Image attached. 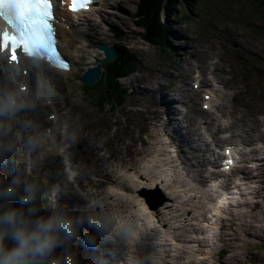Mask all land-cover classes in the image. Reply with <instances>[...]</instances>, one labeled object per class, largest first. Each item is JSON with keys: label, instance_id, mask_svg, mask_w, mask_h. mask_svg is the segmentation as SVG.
<instances>
[{"label": "rangeland", "instance_id": "obj_1", "mask_svg": "<svg viewBox=\"0 0 264 264\" xmlns=\"http://www.w3.org/2000/svg\"><path fill=\"white\" fill-rule=\"evenodd\" d=\"M108 2L112 4L108 5L111 6L110 8L107 7ZM137 2L138 0H103L96 11L87 15V21L83 26L78 27L83 35L72 31L66 33L69 39H64V48L60 49L64 56L74 63V70L67 74L52 72L56 82L55 95L57 97L52 99L47 110L37 105L34 111L24 116L25 120L38 126V134L40 132L43 134L44 127L50 125L45 118L53 115L54 111L58 114L53 128H56V134L58 131L61 134L60 136L57 134L58 142L54 140L51 145L56 149H52V154L48 153L47 161L42 160L41 154L47 152L48 143L45 139H41L34 152L28 155L20 153L21 158L30 157L35 163V176L40 168L51 171L50 176L42 174L38 177L48 187L56 180L66 184V186H61V203L70 206L79 205V196L85 203L91 201L98 204L101 201L105 203L109 201L108 206H102L109 208L111 206L109 203H111L113 207L109 211L114 217L127 220H131L132 212L139 216L143 214L136 201L139 199L144 204L143 199L138 196L139 188L134 190L133 185L147 186L149 181L142 176L147 171L138 169V167L142 168L141 161L146 158V155L149 158L147 168L151 169L150 162L153 163V160L157 159L149 156L150 152L156 149L151 145L150 138V134L158 133V128L153 125L154 119L156 123L159 122L155 114H151L155 107L150 106L149 103L155 104L156 99L144 95L145 91L152 94L153 91H157L160 84L163 85L162 93L177 99L178 108L185 111L189 118L195 120L197 127H201L204 120L198 117L196 111L203 113L201 110L203 94L207 93L204 86L209 88L212 84V89L216 90L220 99L211 102L214 108H211L209 114L212 113L218 117V122L223 128L229 127L230 115H234L238 119L234 121L233 128L236 134H240L244 129H250L252 118L261 124L252 128L250 134L257 136L260 132L264 133V124H262L264 121V35L256 27L262 26L260 23L264 18L260 17L253 0H185V3L176 8L178 15H180L179 11H182L180 21H177L172 14L164 17V22L169 28L168 33L172 32L171 42L167 46L174 49L176 59L168 58L167 48L163 49L156 44L136 38V35L142 32L133 24ZM117 5L121 8L119 9ZM110 27L120 28L127 33L128 40L123 41L122 44L129 48L138 63L135 73L119 81L120 85L127 89L124 103L113 109H110V104H105L102 110H99L85 96L86 93L94 96L96 94L85 88L88 85L80 81L78 72L89 67L95 68L99 65V60L98 62L96 60L101 56L102 59L105 58L103 52L94 47L95 44L99 43V45L103 44L108 47L115 44ZM87 39L90 40V45L86 42ZM6 70V73L9 72V69L6 68ZM198 70L202 71L206 80L204 79V85L202 83L203 87L194 91L193 86ZM40 105L45 106L43 103ZM155 110L160 113L163 111L162 107H156ZM259 114H263V117L258 118ZM61 123H63L62 127ZM180 124L188 137L197 139L200 136L196 127L189 126L190 123L185 124L181 120ZM73 133L77 134L74 141L71 140ZM114 138L118 141L123 140L125 143L116 146L111 143ZM210 141L209 138L207 142ZM261 144L263 142L256 143L255 147L258 148ZM162 145L165 146V143ZM199 146L203 147L202 143ZM62 147L67 148L68 159L74 165L77 174L73 182H68L62 174L63 156L57 155V150ZM222 148L223 145L220 149ZM156 155L159 157L158 154ZM166 164L169 167L172 165ZM163 165L162 163L157 164L158 168ZM6 171V167L3 168L4 174ZM153 173L160 176L159 171H153ZM258 174L261 179L259 183L255 181L253 185L260 187L259 189L263 191L261 194L264 196V165L258 168ZM232 176H236V173ZM175 177L171 171H167L166 175H161L163 179H175ZM230 179L233 180V178ZM114 181L116 183H113ZM125 184L129 187L130 193L124 190L123 185ZM67 191H71L72 195H68ZM111 196L115 197L111 198ZM121 200L123 202L114 207L115 202ZM254 200L260 205L258 208L240 209L235 213V217H229L231 219L229 222L222 223L224 228L221 230L219 240L222 238L224 241L232 240V242L226 246L224 241L220 243L218 240L211 258L205 264H264V198L256 196L253 202ZM126 202L132 206L131 214L122 213L129 208ZM214 203L203 198H195L193 214L201 216L209 211L213 212ZM122 205L126 206L119 207ZM202 205L206 207L205 211H202ZM176 209V206H173L171 210L174 217L180 215L178 212V214L173 213ZM241 210L246 214L251 211L252 213L250 216L243 214L239 217L237 215L238 213L242 215ZM153 215L154 217H150L144 213L142 216L144 235L150 233L161 238L162 241V237L169 239L175 234H187L181 229L174 231L169 226L163 228V225L158 224L155 219V216L160 219L159 214L154 212ZM165 217L163 218L166 219ZM237 219H241L242 222ZM172 220L178 221V219L177 221ZM198 222L202 226L205 225L202 221ZM249 225H252V231L256 232L259 238H250L245 235ZM117 228L112 231L117 233L115 241L112 240L111 234L103 237L113 245L111 248L117 256L108 253L113 259L122 261V264H137L130 261L132 255L136 257L139 264H157L158 261H161V264H190L186 253L181 256V260L174 259L172 252H166L160 260L155 259L159 256L153 259L151 258L153 255L163 253L158 245L161 241H145L144 238L139 247H134L137 242L130 239L131 235L127 227L117 225ZM97 238L100 237L97 236ZM229 247H232L233 252ZM218 249L222 251L219 258L216 255ZM78 260L79 264H103L95 258L88 247L78 252Z\"/></svg>", "mask_w": 264, "mask_h": 264}, {"label": "clouds", "instance_id": "obj_2", "mask_svg": "<svg viewBox=\"0 0 264 264\" xmlns=\"http://www.w3.org/2000/svg\"><path fill=\"white\" fill-rule=\"evenodd\" d=\"M51 73L42 60L27 58L23 67L0 76V168H10L8 175L0 172V264H79L77 241L92 246V233L118 229L113 213L100 204L86 201L70 209L61 203L62 193L34 175L30 157L20 156L41 141L38 126L24 116L55 95ZM55 129H44L43 136L54 137Z\"/></svg>", "mask_w": 264, "mask_h": 264}, {"label": "bare ground", "instance_id": "obj_3", "mask_svg": "<svg viewBox=\"0 0 264 264\" xmlns=\"http://www.w3.org/2000/svg\"><path fill=\"white\" fill-rule=\"evenodd\" d=\"M108 5H112V4H110L108 2L107 6ZM117 6H118L119 9L121 8L120 5H117ZM62 27H63V23H61L58 26V32H59L58 33L59 34L58 46H59V49L60 48H64V44H63L64 43V38L65 39L66 38L69 39V37L67 35L63 34L62 31L60 30ZM60 51H61V49H60ZM1 58H3V56H0V60H1ZM200 83H203V85H204V78H201ZM208 91L209 92H212L210 90H208ZM143 94L146 95V96L155 98L156 99V103L158 105H164L165 102H166L165 95H162V94H158L157 95V94H155L154 91L152 92V94H149L146 91ZM151 112H152L151 113L152 115L155 114V110H153ZM163 113L167 116V120L164 123H160L159 122L160 123V125H159L160 130H159V132H162L165 129V127L170 123V120H173L174 118L177 119V123L179 125H180L181 120H182L185 124L186 123H190L189 126H194L195 127V123H194V120L192 118H189L188 116H183V118L181 119L179 117L180 113L178 111H175L173 113H170L169 111H164ZM196 114L198 116L203 117L204 119H206L204 131L207 132L210 136H213L212 143L215 145V147H219V145H221L222 143H224V141L221 140L218 137V134L222 132L223 128H221V126L219 125V123L211 116V114L206 113V112L205 113H201V112H198V111H196ZM180 131H182V128L181 127H180ZM180 131L177 130V129H175V128H172L169 133L173 134L174 136H176L178 138L179 144H181V145L188 144V141L182 135L179 134ZM245 133H246L247 139H241L240 143H241V145H243L245 147H248L249 148V151H248L247 154H244L243 155L244 165L245 166H244L243 169H241L238 172V175L241 176V179L239 180V182L235 183L231 179H228L227 178L226 180H224V184H223V189L224 190H229L230 188H232V189H236V192H237V193H235V194H237L235 196V198L232 196L233 194H227L229 198H225L226 200H229V202H227V208L230 211H232V212L234 210H239L240 211V209H250L252 207L253 208L254 207L255 208L257 207L258 208L260 205L258 204V202H255V200L253 202V199L256 196H259V197L261 196V197L264 198V196L261 194V192H263V191H261V189H259L260 187L257 188V187H254L255 185H253L255 183V181L257 182V175L258 174L256 176H254V175L251 176V173L252 172H256L258 170V168L256 167V168H254V170H251V171H247L246 170V166L249 164L250 161H253L257 156H261V157L264 156V150L261 151L260 149H257L256 147H254V145H255V143L257 141H263L264 140V136L263 135H260L256 139V138H253L252 136H248V133L247 132H245ZM161 136L162 137L163 136L169 137V135H167L166 132L158 133V134H155V135L151 134V136H150V138L152 140L151 145L154 146L156 149L154 151H151L150 152V155H149L150 157H153L154 156L155 158H158L157 155L155 156V154H158L159 156H161V153L160 152H162V155H164L165 154L164 149H167L169 147V144H167V143H165V146L162 145V144H164V142H163L162 139H160ZM153 138H155V140H153ZM232 141L235 142L234 139ZM262 148L264 149V144H263V147ZM193 152H198L200 154L199 155L200 161L198 163L201 165V168L200 169L194 168V170L191 172V174H188V175L186 174L185 176L190 181V183L192 182L194 184V186L196 187V189H198L196 193H197V196L200 199L201 198H204L205 200L209 199V200L213 201L212 194L217 193V192L216 191L211 192L209 190H206V187L210 184V182H211V180H212V178H213L214 175L212 173L205 174V172H206L205 169H206V167H209V166L215 167L217 165V160L219 159V156L218 155L215 156L216 153H213L212 151H210L209 145L207 143H204V147H202V148H200V147L197 146ZM132 154L134 155L135 153H132ZM180 154H181V156H185L186 153L181 150L179 152V154H177V160H176V162L181 166V169H178L175 172V174H176L177 177H179L180 174H183L182 171H188V167L187 166H184V163L185 162L180 157ZM205 154H208L209 156L208 157H204ZM154 157H153V159H154ZM185 159L188 160V158H186V157H185ZM159 163H161V162H158V161L154 162V160H153V163H152V161H151L150 164H149V167H151V169L148 168L147 173H145L146 175L144 174L146 177H148V179L150 181V183L147 185V188H153L155 185L158 184L157 181H156L157 179L153 175V173L151 172V170L158 169L157 164H159ZM166 163L172 164V166H173L174 161L169 160ZM254 166H256V165H254ZM133 187L134 188H141L140 186H137V185H133ZM163 188L165 190H167L164 193V196L165 197L166 196H170L171 194H170L169 188H172L171 185L166 184V185L163 186ZM131 189H133V188H131ZM125 190L128 191L129 189L125 188ZM189 191L190 192L193 191L191 189V187H190V190ZM187 194L190 195L191 193H187ZM176 195L177 194H175L173 197H175ZM198 197H195L192 194V197L190 199L186 200L184 203H180L179 205H177V204L173 205V206H176V208H177L176 211H174L173 213H177V212L180 213V215H178L177 217H174L173 214H172V212L166 214L162 210L156 211L155 213L156 214H159L158 216H159L160 219H158V218H156V219L163 226H166L168 224L169 220L172 221V219H175V220L178 219V221L177 220L176 221L180 223L179 224L180 227H183V228L185 227V228H187L189 230H192V231L188 232V233L193 234L192 235L193 237H192L191 241H193L194 243H196L198 245V250H200L203 247L200 245V242L195 238V236H201V234H202L201 226L200 225H196V224L193 223V222H197L198 221V218L195 215H190V212L187 211L189 205L191 204L192 199H195V198H198ZM131 198H132V196H131ZM129 199H130V197H129ZM122 202H123V200H121L120 202H115L114 207H117ZM117 203H119V204H117ZM101 205L108 206V204H105L104 202H101ZM109 206H110V204H109ZM125 206L126 205H122V206H119V207L124 208ZM161 209H164V206ZM214 210L216 211L215 214L218 215V216H222V214H224L222 211H220V208L218 206L215 207ZM141 211H142V209H141ZM244 212L245 211H242L241 210L242 215H239V213H238L237 216H239V217L240 216H243V214H246ZM251 213H252V211L249 212V214H246V215L247 216H250ZM164 216H166L167 218L165 217L166 219H164L163 218ZM201 217L203 218L202 222H205L206 221L205 216H201ZM257 217H259V216H257ZM209 219L213 220V224H216L217 219H214L213 216H210ZM136 221L138 222V225L141 224V220L140 219H137ZM237 221L240 222L241 219H237ZM239 222H238V224H239ZM206 224L207 225H205V227H207V226H213V224H210V223H206ZM140 226L142 227V225H140ZM245 235L249 236L250 238H253V237L259 238L258 236H256L257 235L256 232H253L252 231V225L247 226L246 231H245ZM219 241H220V243H223L224 240L221 238ZM203 242L204 243H207V241H205V240H203ZM224 242H225L226 246H228L232 242V240H227V241H224ZM188 246L189 245L187 243L180 244V246L178 248V252H177V254L174 257H178L181 260V256L186 253V248ZM229 248L232 251V247H229ZM206 251L207 252L205 254H203V255L201 254L197 258V260H191L190 261V264H201V261H200L201 259H203V260H205V259L206 260H209L211 258V252L208 251V250H206ZM164 252L166 253V251H164ZM173 252L176 253L175 250ZM186 254H188V257L187 258H188V262H189V258L191 257V252L190 253H186ZM130 261L132 263H134V262L138 263V260L133 255L130 256ZM160 262L158 261L157 264H161Z\"/></svg>", "mask_w": 264, "mask_h": 264}, {"label": "trees", "instance_id": "obj_4", "mask_svg": "<svg viewBox=\"0 0 264 264\" xmlns=\"http://www.w3.org/2000/svg\"><path fill=\"white\" fill-rule=\"evenodd\" d=\"M183 3L185 0H138L133 24L142 32L136 33V38L150 44H156L163 49L166 48L171 35L168 33L169 28L164 22V17L172 14L177 21H180L182 11H179L180 15H178L176 8ZM253 4L256 6L260 17L264 18V0H253ZM260 24L262 26L256 27L264 35V20ZM112 34L115 42L112 46L117 52L115 61L103 65L102 77L95 85L85 87L96 94L94 96L86 93L85 96L89 98L91 104H95L101 110L105 104H110V109H113L124 103L127 89L120 85L119 80L135 73L138 63L137 58L132 55L129 48L122 44L123 41L128 40L127 33L113 28ZM172 52H174L173 49Z\"/></svg>", "mask_w": 264, "mask_h": 264}, {"label": "snow or ice", "instance_id": "obj_5", "mask_svg": "<svg viewBox=\"0 0 264 264\" xmlns=\"http://www.w3.org/2000/svg\"><path fill=\"white\" fill-rule=\"evenodd\" d=\"M91 2L70 0V10L76 13ZM53 6V0H0V54H7L10 63L19 62V53L46 61L57 70H69L55 46Z\"/></svg>", "mask_w": 264, "mask_h": 264}, {"label": "water", "instance_id": "obj_6", "mask_svg": "<svg viewBox=\"0 0 264 264\" xmlns=\"http://www.w3.org/2000/svg\"><path fill=\"white\" fill-rule=\"evenodd\" d=\"M97 49L99 51L103 52L104 59L99 60V65H96L95 68H89L86 70L81 76L80 81H82L84 84L91 86L94 85L97 81L100 80L102 76L101 72V63H112L115 61L117 57V52L114 48L108 47L106 45H98ZM98 62V60H97Z\"/></svg>", "mask_w": 264, "mask_h": 264}]
</instances>
